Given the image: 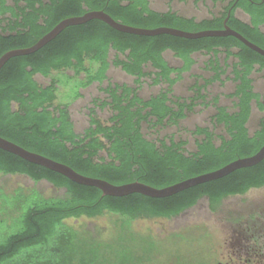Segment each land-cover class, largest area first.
I'll use <instances>...</instances> for the list:
<instances>
[{"label": "trees", "instance_id": "1", "mask_svg": "<svg viewBox=\"0 0 264 264\" xmlns=\"http://www.w3.org/2000/svg\"><path fill=\"white\" fill-rule=\"evenodd\" d=\"M203 1L193 0L195 4ZM214 3L223 4L221 13L199 21L171 9L154 10L150 0H0V58L34 46L62 21L91 11H104L115 21L136 28L187 32L221 30L228 18L231 29L264 49V0ZM238 11L249 21L240 19ZM167 52L182 65L172 66L165 57ZM196 54L209 56L205 68L212 76H197L191 87L193 95L176 97L174 87L197 64ZM112 67L133 77L134 85L113 83L108 76ZM68 71L73 75H67ZM255 72H264V57L234 37H146L121 33L93 20L67 27L36 53L12 58L0 70V136L86 177L117 186L140 182L167 188L254 156L264 146V117L254 133L249 128L254 106L264 113V96L254 86ZM38 75L51 82L39 83ZM228 81L235 84L234 91L226 95L233 101L232 109L221 105L219 96L209 99L207 93L215 83ZM145 83L166 87L144 98L140 91ZM94 84L105 97L93 101L89 126L78 133L70 104ZM60 86L68 89L67 102L57 103ZM199 105L213 106L215 114L212 127L198 126L193 131L194 151H189L187 140H177L174 135L149 138L145 134V128L157 131L179 126ZM97 109L111 113L106 123L97 117ZM0 175L27 176L35 183L46 181L65 190L63 197L53 198L37 190L18 189L13 195L0 191V264H145L151 261L147 255L153 243L144 253L127 244L128 236L135 240L132 224L136 220L172 219L202 199L215 211L230 197L264 188V160L163 199L141 194L103 196L95 187L76 184L2 149ZM106 214L118 218L116 239L76 231L67 223Z\"/></svg>", "mask_w": 264, "mask_h": 264}, {"label": "rangeland", "instance_id": "2", "mask_svg": "<svg viewBox=\"0 0 264 264\" xmlns=\"http://www.w3.org/2000/svg\"><path fill=\"white\" fill-rule=\"evenodd\" d=\"M150 2L154 10L165 12L171 9L184 17H195L199 21L219 15L224 7L221 3H214V0H205L199 4H195L193 0L187 2H181L180 0H150ZM237 16L243 21H249V17L240 11ZM165 57L172 66L179 67L182 65V61L177 59L171 52H167ZM112 58H114V54H112ZM194 58L197 60V64L190 73L184 74L183 80L174 87V96L176 97H191L193 95L191 87L196 82L197 76L203 78L212 76V73L205 68L209 56L196 54ZM87 65L90 66V63L88 62ZM66 74L71 76L73 72L68 71ZM54 76H58V74L54 73ZM108 76L113 83L134 85V78L121 69L112 67L108 72ZM81 77L84 78V76ZM253 77L255 79V90L264 96V72H255ZM36 79L43 85L51 82V78H44L40 75ZM201 83H203L202 80ZM106 85L107 83L104 86ZM164 87L166 86L152 87L149 83H145L140 95L149 98L158 94ZM234 89L235 84L228 81L225 85L215 83L209 87L207 93L209 99L219 96L220 104L232 109L233 101L228 99L226 95L232 93ZM67 90L64 86H60L57 103L67 102L64 100ZM81 92L83 96L70 104L71 117L78 133H83L89 126L90 110L94 108L93 101L105 97L98 84H94ZM214 114L215 109L213 106L207 108L199 105L192 114H189L187 119L181 121L179 126H169L157 131L145 128L144 131L149 138L174 135L177 140H187L189 151H194L196 149V137L193 131L198 126L212 127L211 117ZM110 116L111 113L108 109L104 111L97 109V117L102 122L106 123ZM263 117L264 113L254 106L249 123L251 133L259 128L260 120ZM217 132H221V130L219 129ZM18 189H23L25 192L37 190L46 198L63 197L65 195L64 189L56 188L46 181L35 183L27 176L0 175V191L6 195H13ZM263 205L264 188L252 189L243 196L230 197L215 211L211 209L207 199H202L197 206L172 219L136 220L132 224L135 240L131 241L130 236H128L127 244L134 250L144 253V248L149 243H153L154 247L147 255L151 257V261L145 264H235L232 261L233 256L228 243L230 234L226 227L227 220L235 213L243 210H255L257 206ZM117 219V216L106 214L95 219L85 217L72 219L68 220L67 223L76 231L101 233L103 239L114 237L116 239L119 236V232L114 231ZM2 226L3 220L0 219V230Z\"/></svg>", "mask_w": 264, "mask_h": 264}, {"label": "water", "instance_id": "3", "mask_svg": "<svg viewBox=\"0 0 264 264\" xmlns=\"http://www.w3.org/2000/svg\"><path fill=\"white\" fill-rule=\"evenodd\" d=\"M93 20L102 21L107 25H109L114 30L119 31L121 33L146 36V37L170 35L173 37L184 38L188 40H197L202 38L234 37L238 39L240 42H242L244 45H246L248 48H250L251 50L255 51L256 53L264 57L263 48L250 42L240 33L231 29L227 25L228 18L224 22V28L221 30L187 32V31H182L167 27H162L157 29L136 28L115 21L110 15H108L104 11H91L83 16L69 18L62 21L49 33H47L43 38H41L34 46L30 48L7 52L0 58V70L12 58L27 56L36 53L37 51L45 47L47 44L52 42L67 27L83 25ZM0 149L12 153L30 163L42 166L51 171L59 173L76 184L88 186V187H95L103 193V196H110L117 198L127 197L133 194H141L143 196L153 199L169 198L180 192L196 187L198 185L222 179L236 170L254 167L260 164L264 160V146H263L260 149V151L256 153L254 156L238 159L217 171L183 181L176 185L163 189H157L140 182H134L130 184L117 186L105 180L83 176L65 164L56 162L40 154L30 152L22 148L21 146L2 138L1 136H0Z\"/></svg>", "mask_w": 264, "mask_h": 264}, {"label": "flooded vegetation", "instance_id": "4", "mask_svg": "<svg viewBox=\"0 0 264 264\" xmlns=\"http://www.w3.org/2000/svg\"><path fill=\"white\" fill-rule=\"evenodd\" d=\"M226 227L235 264H264V205L235 213Z\"/></svg>", "mask_w": 264, "mask_h": 264}, {"label": "crops", "instance_id": "5", "mask_svg": "<svg viewBox=\"0 0 264 264\" xmlns=\"http://www.w3.org/2000/svg\"><path fill=\"white\" fill-rule=\"evenodd\" d=\"M238 12H239V11H238ZM238 12H237V13H238ZM240 12H242V11H240ZM242 13H244V12H242ZM244 14H245V13H244ZM245 15H246V14H245ZM246 16H247V15H246Z\"/></svg>", "mask_w": 264, "mask_h": 264}]
</instances>
